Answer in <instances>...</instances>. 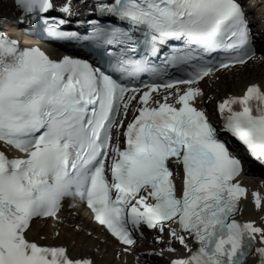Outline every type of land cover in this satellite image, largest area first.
Instances as JSON below:
<instances>
[{"label": "snow or ice", "instance_id": "6c2138e0", "mask_svg": "<svg viewBox=\"0 0 264 264\" xmlns=\"http://www.w3.org/2000/svg\"><path fill=\"white\" fill-rule=\"evenodd\" d=\"M11 6L14 22L0 18V264H100L108 236L120 256L145 229L167 247L144 255L172 253L168 264H264V217L240 218L249 197L264 212V193L241 183L229 139L264 165V80L212 94L221 73L264 64L244 0ZM49 224L57 239L68 228L93 240L94 252L48 243L39 231Z\"/></svg>", "mask_w": 264, "mask_h": 264}, {"label": "bare ground", "instance_id": "6f19581e", "mask_svg": "<svg viewBox=\"0 0 264 264\" xmlns=\"http://www.w3.org/2000/svg\"><path fill=\"white\" fill-rule=\"evenodd\" d=\"M261 4H263V3L261 2ZM0 7L2 8V10H8V13H10L12 11L14 12V10L11 6V0H7V1L5 0V2H3L2 5H0ZM252 11H253V9L249 10V12H248L249 15L251 13H253ZM263 53H264V50L262 52H260V54L258 56L263 55ZM260 80H264V64H262L260 61L257 60V61L251 62L249 65H247L243 68L234 69L231 74L221 73L219 80H216L212 85V87H213L212 94L216 95L218 97L226 95V94H241L243 92L245 86L250 81H260ZM210 110H211V108H210ZM254 191H259V190H254ZM243 206L245 209L250 210L248 212L249 215H253V214H259L260 215L261 214L264 217V212H259L254 207V203L252 202L251 198L246 200L244 202ZM72 211H74V210H72ZM64 215L68 216V213L65 212ZM86 217H87V215H86ZM257 218H259V217H257ZM81 219L84 222L88 223L91 227H94V228L97 227L89 221L88 217L85 218L84 216H81ZM243 219H247V218H245L243 216ZM61 230L63 232V235L61 237H59V239H56L53 236V226L51 224L44 227L42 231H39V229L34 230L33 235H36L37 231H39L40 235H46L48 237V240H47L48 243H60L63 241V242H67L70 246H73V241H74L75 242L74 246H73L74 253L83 252V253L87 254V253L94 252V247H93L94 241L93 240H86L83 235H80L81 237H79L76 235V233L72 232L68 228H63ZM100 232L101 231H99L97 229L96 234L98 235V234H100ZM153 234L157 235L156 232H153ZM146 237L149 239L150 243L152 241H154L153 236H150V235H148V233L145 232L144 238H146ZM78 239L89 241L91 244L87 248L85 247V249H83L81 247V243H79ZM76 240H78V241H76ZM108 240H109L108 245L102 247V250H105L107 252V254L109 255L108 257L111 259L112 257L117 256L116 252L119 250V247L116 246V244L113 240H111V239H108ZM85 246H87V245H85ZM174 246L179 249L178 254H180V255L184 254L185 250L182 249V247L178 243L174 244ZM155 247L156 246L154 244H152L150 247H147L144 250H146L148 252L149 250H152ZM158 247L162 248V247H167V246L166 245H158ZM158 251L159 250H157V252ZM141 253H142V250L136 249L132 254H121L120 257H122L124 259L126 258L128 260V264H136V263L138 264L137 257L135 258V256H138V255L141 256L142 264H147V263H149V264H168V260L166 257L172 255V253H166L165 256L160 257L159 255H143ZM97 256L100 260V264H110V262L112 263V261L107 260V259L101 260L99 257L100 256L99 254H97ZM102 259H104V258H102ZM108 261H110V262H108ZM253 264H257V263L253 262Z\"/></svg>", "mask_w": 264, "mask_h": 264}, {"label": "rangeland", "instance_id": "374dc122", "mask_svg": "<svg viewBox=\"0 0 264 264\" xmlns=\"http://www.w3.org/2000/svg\"><path fill=\"white\" fill-rule=\"evenodd\" d=\"M253 3H254V1H252ZM260 3V2H259ZM255 8L256 7H258V4H254L253 5ZM262 10V7H260L259 6V8H258V10L256 11V13H258V12H260ZM257 217H259V218H257ZM263 217V215H257L256 216V218L258 219V220H260L261 218ZM253 219H255V217H253ZM79 237H81V236H79ZM80 239V238H79ZM78 239V240H79ZM78 240H76V241H78ZM79 243H81V247L83 248V249H85V247L87 248L91 243L89 242V241H85V240H79ZM83 244V245H82ZM85 245H87V246H85ZM97 254H100V257H101V260H105V259H107V260H110V261H112V263L110 262V264H123V262H120L118 259H110L108 256V254L106 255V254H104L103 253V251L101 250V253H97ZM104 255V256H103ZM107 257V258H106ZM102 258H104V259H102ZM124 264H126V263H124Z\"/></svg>", "mask_w": 264, "mask_h": 264}]
</instances>
